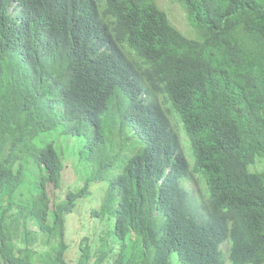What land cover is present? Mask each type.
Masks as SVG:
<instances>
[{"label":"trees","instance_id":"obj_1","mask_svg":"<svg viewBox=\"0 0 264 264\" xmlns=\"http://www.w3.org/2000/svg\"><path fill=\"white\" fill-rule=\"evenodd\" d=\"M181 1L199 38L156 0H0V264H226L225 243L264 264V0ZM58 133L88 175L51 207ZM105 181L107 234L74 263L66 217Z\"/></svg>","mask_w":264,"mask_h":264},{"label":"rangeland","instance_id":"obj_2","mask_svg":"<svg viewBox=\"0 0 264 264\" xmlns=\"http://www.w3.org/2000/svg\"><path fill=\"white\" fill-rule=\"evenodd\" d=\"M156 1L159 7L167 13L170 22L186 36L191 38L200 37L199 32L190 23L188 11L181 0ZM101 4H103V0H101ZM171 113L172 123L180 132L186 155L193 163V149L180 120L181 118L179 116L178 117L180 119L177 117L174 110H172ZM55 137H57V144L62 153L64 170L60 188L55 189L52 184H49V191L53 198L51 207L53 206V203L66 200V194L68 191H77L81 189L85 185L88 175V172L83 166V162L88 160H82V156L79 154V145L75 144V138L68 137L65 133H58ZM130 141L131 138H129L127 142L129 146L131 145ZM251 169L255 171H264V159L260 161L258 160L255 164L251 165ZM119 170L120 168L115 170V172H118ZM106 183V181L102 183H93L91 192L87 196L81 198L75 208L66 217V241L68 243L66 257L68 260H73L74 263L79 256V252L81 250L80 243L84 237H88V241L94 246H100L102 244L103 236L107 234L108 220H102L91 216V209L98 207L100 204L99 200L102 196L103 187ZM185 185L189 190H191V194L195 195V193L197 194L199 192V189L203 188L204 182L199 179V181L196 182H186ZM33 229H36V227L33 226ZM56 243V239H53L50 245L38 243L35 248L39 251V254L41 255L40 258H43V255H45L47 251H51L52 245H56ZM109 248H113L114 251L119 250L118 245L112 240L109 241ZM227 248V243L222 245V249L225 252L226 264H230ZM171 261L172 264H181L176 252H173ZM39 263H41L40 260Z\"/></svg>","mask_w":264,"mask_h":264},{"label":"clouds","instance_id":"obj_3","mask_svg":"<svg viewBox=\"0 0 264 264\" xmlns=\"http://www.w3.org/2000/svg\"><path fill=\"white\" fill-rule=\"evenodd\" d=\"M17 5V3L11 4V12L13 13L14 17H17V15L21 16V13L23 12V6Z\"/></svg>","mask_w":264,"mask_h":264}]
</instances>
